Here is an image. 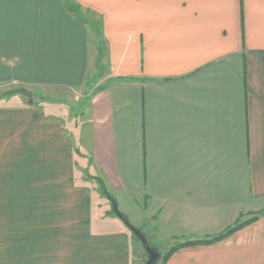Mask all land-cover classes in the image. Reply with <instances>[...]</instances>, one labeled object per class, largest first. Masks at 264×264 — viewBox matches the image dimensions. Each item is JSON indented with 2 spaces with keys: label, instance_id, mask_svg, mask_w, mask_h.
<instances>
[{
  "label": "crops",
  "instance_id": "1",
  "mask_svg": "<svg viewBox=\"0 0 264 264\" xmlns=\"http://www.w3.org/2000/svg\"><path fill=\"white\" fill-rule=\"evenodd\" d=\"M99 57L77 142L55 106L0 103V264H145L99 178L155 238L255 216L158 264H264V0H0V86L87 90Z\"/></svg>",
  "mask_w": 264,
  "mask_h": 264
},
{
  "label": "rangeland",
  "instance_id": "2",
  "mask_svg": "<svg viewBox=\"0 0 264 264\" xmlns=\"http://www.w3.org/2000/svg\"><path fill=\"white\" fill-rule=\"evenodd\" d=\"M67 2L70 4V0H67ZM74 11H77L78 13H81V10L78 8ZM83 15V14H81ZM95 32V31H94ZM93 32V33H94ZM95 35V34H94ZM93 35V36H94ZM94 42V38L92 39ZM92 44H90V51L92 50ZM104 63V58L102 59ZM98 61L100 63L98 64V68L95 70L96 65L92 66V70H90L88 78L87 79V90L86 89H37L31 85L29 86H22L18 84H6L0 86V103H9L11 102L12 97H17L22 100L23 103L27 102L26 104H34L35 106H38L40 104H46L49 105L48 109H52L54 106L57 108V110H60L61 112L63 111L65 114V117L69 120L68 122V129L70 130L71 133L75 135L76 142L78 141V136L76 132H74V129L72 128L73 125H76V122H79L83 117L88 104L89 100L92 96V94L105 85L106 83H109L107 80L102 79V74L105 71L102 68L101 64V58H98ZM105 64V63H104ZM95 73H92L94 72ZM20 99L18 102H20ZM16 101V100H15ZM39 107V106H38ZM79 144L77 143V151L80 152ZM98 182V181H97ZM98 186L101 189V184L98 182ZM98 188V189H99ZM104 193V192H103ZM143 205L145 206L146 204H143L141 201L138 199H133L131 202H129L127 208L124 210L129 213L130 218L134 223H136L138 226L142 227V232L145 231L147 233L148 237L152 240L154 245L157 246L160 249V252L162 254L167 252L168 250V245L169 244H179L183 242V240H186L190 238L192 235H202L198 232L193 231H187L188 228L182 227L181 223H175L173 221H164V220H159L160 223L157 224L154 227V233L157 232L159 233V238H155L151 236V227H150V218L147 216L146 212H143ZM139 207V208H138ZM240 220H246L249 219L245 215V213H241L238 217ZM251 218V217H250ZM137 219V220H136ZM224 225H214V226H205L204 231L205 233L208 231H215ZM216 227V228H215ZM170 249V248H169ZM147 252V251H146ZM146 260L148 258V254L146 253ZM164 254L160 258V263L163 261Z\"/></svg>",
  "mask_w": 264,
  "mask_h": 264
},
{
  "label": "trees",
  "instance_id": "3",
  "mask_svg": "<svg viewBox=\"0 0 264 264\" xmlns=\"http://www.w3.org/2000/svg\"><path fill=\"white\" fill-rule=\"evenodd\" d=\"M71 9H73V10H76V7L77 6H73V5H71V6H69ZM99 181H100V184H101V190H102V192H104V194L105 195H107L109 198H110V200L112 201V204H113V211L115 212V213H117L118 212V209H117V200H116V197L107 189V187H106V184H105V182L102 180V179H100L99 178ZM120 211V210H119ZM128 220H129V218H128V215L126 214V213H124L123 211H120ZM255 219V216H253V217H251V218H249V219H246V220H240V218L237 220V222L235 223V224H233L232 226L230 225V227L229 228H227L224 232H222V233H220V234H218V235H215V236H213V237H211V238H205V239H193V240H187V241H185V242H183V243H179V244H177V245H174L173 247H171L170 249H169V251H167L165 254H164V258H163V260H166L174 251H176L177 249H179L180 247H183V246H187V245H194V244H197V243H212V242H214V241H217L218 239L220 240V239H222V238H224V237H226V236H228V235H231L232 233H234L235 231H237V230H239V229H241L242 227H244L245 225H247L248 224V222H251L252 220H254ZM137 227V226H136ZM139 229H141L142 230V228H140V227H138ZM134 233V232H133ZM135 237L138 239V240H140L136 235H135ZM151 243V242H150ZM152 244V243H151ZM152 246H154L157 250H159V252H160V249L157 247V246H155L154 244H152ZM163 254H162V252H161V256H162ZM161 258V257H160Z\"/></svg>",
  "mask_w": 264,
  "mask_h": 264
},
{
  "label": "water",
  "instance_id": "4",
  "mask_svg": "<svg viewBox=\"0 0 264 264\" xmlns=\"http://www.w3.org/2000/svg\"><path fill=\"white\" fill-rule=\"evenodd\" d=\"M118 209V216H120L128 225V227L134 232V234L140 239V241L143 244V247L145 248V250L148 253V258L145 261V264H158V261L161 257V252H159V250H157L154 246H152V244L150 243L148 237L146 236V234L144 232L141 231V229H139L138 227H136L134 224L131 223L130 220H128L120 211L119 208L117 206Z\"/></svg>",
  "mask_w": 264,
  "mask_h": 264
}]
</instances>
